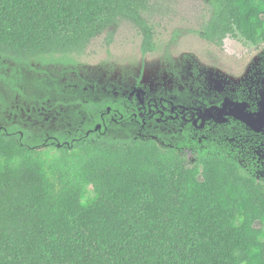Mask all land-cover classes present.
I'll list each match as a JSON object with an SVG mask.
<instances>
[{
  "label": "trees",
  "instance_id": "trees-1",
  "mask_svg": "<svg viewBox=\"0 0 264 264\" xmlns=\"http://www.w3.org/2000/svg\"><path fill=\"white\" fill-rule=\"evenodd\" d=\"M202 1L203 39L264 42V0ZM155 2L0 0V68L74 65L120 20L150 52ZM18 75L0 79L17 90ZM126 106V98L89 100L81 126L48 135L0 125V264H264V181L212 145L188 151L111 137Z\"/></svg>",
  "mask_w": 264,
  "mask_h": 264
},
{
  "label": "rangeland",
  "instance_id": "rangeland-1",
  "mask_svg": "<svg viewBox=\"0 0 264 264\" xmlns=\"http://www.w3.org/2000/svg\"><path fill=\"white\" fill-rule=\"evenodd\" d=\"M207 19L208 6L202 0H156L147 16L154 45L150 52L141 51L138 28L120 20L91 39L74 56V65L19 66L1 61L5 66L0 73L8 77L17 72L20 80L14 90L0 79V125L17 124L44 135L74 130L86 120L83 103L125 97L136 89L146 91L145 100L163 98L183 105L195 100L208 107L230 98L246 101L255 111L264 72V42L251 44L241 36H228L217 46L200 36ZM110 129L107 133L113 138L153 139L161 147L178 150L212 145L213 152L224 151L264 181V133L255 134L237 120L210 131L156 120L144 126L124 122ZM190 139L195 145L189 144Z\"/></svg>",
  "mask_w": 264,
  "mask_h": 264
},
{
  "label": "flooded vegetation",
  "instance_id": "flooded-vegetation-1",
  "mask_svg": "<svg viewBox=\"0 0 264 264\" xmlns=\"http://www.w3.org/2000/svg\"><path fill=\"white\" fill-rule=\"evenodd\" d=\"M262 80H264V72H262L261 74L260 88H261ZM260 88L257 91L258 95ZM141 95L142 97H140ZM145 95H146L145 90L142 89L141 92L138 93L136 89L134 90V92H132L131 94L125 97H119V98L127 99L128 106H126V108H129L127 109V111H130L128 118L122 123L127 122L130 124L133 122L135 125L140 124L141 126H144L148 121H152V120H156V122L158 123L180 122V123H185L187 127L192 125V128L198 131H208V130L210 131L217 124L229 123L231 120H237L239 123H242L241 121L233 117V114L235 115L241 114L237 111L236 113H232L233 102H230L229 105H227V107L224 109L225 113L231 112L232 115L225 116L227 119L226 122L223 123L219 122V120L223 118V115L222 117L218 115V109L216 107L221 106L225 98L219 104L211 105L207 107L204 104L201 106L197 105V102L195 100L188 105L174 104L171 100H167L163 98H160L158 100L154 98H148L147 100H145ZM236 102H241V101H236ZM256 106H257V102H256ZM247 109L249 110L248 104H247ZM115 116L114 117L112 116L110 118V123L118 122ZM99 126L101 125L97 124L96 129H99L100 128ZM255 134H260V133H255ZM194 142L195 141L193 139L189 140L190 145H192ZM191 150L192 148H190L188 151Z\"/></svg>",
  "mask_w": 264,
  "mask_h": 264
},
{
  "label": "water",
  "instance_id": "water-1",
  "mask_svg": "<svg viewBox=\"0 0 264 264\" xmlns=\"http://www.w3.org/2000/svg\"><path fill=\"white\" fill-rule=\"evenodd\" d=\"M233 102L232 113L239 112L241 114L235 115L233 117L241 121L246 128L255 133H264V80H262L261 88L259 91V99L257 100V109L255 111H250L247 109V102L232 101L229 98H225L221 106L216 107L218 109V115L223 118L219 122H226V115H232L231 112L225 113L224 109ZM100 127V126H99Z\"/></svg>",
  "mask_w": 264,
  "mask_h": 264
}]
</instances>
